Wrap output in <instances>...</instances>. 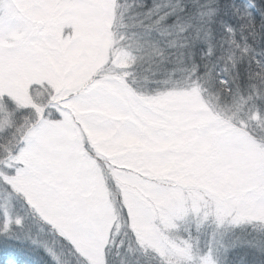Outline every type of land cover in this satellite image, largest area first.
<instances>
[{"label": "snow or ice", "instance_id": "snow-or-ice-1", "mask_svg": "<svg viewBox=\"0 0 264 264\" xmlns=\"http://www.w3.org/2000/svg\"><path fill=\"white\" fill-rule=\"evenodd\" d=\"M0 264H264V0H0Z\"/></svg>", "mask_w": 264, "mask_h": 264}]
</instances>
